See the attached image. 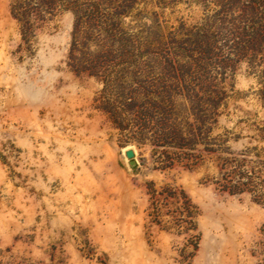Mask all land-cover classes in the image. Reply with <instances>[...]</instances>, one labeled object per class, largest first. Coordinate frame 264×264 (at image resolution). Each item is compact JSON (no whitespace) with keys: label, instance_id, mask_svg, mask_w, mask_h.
<instances>
[{"label":"rangeland","instance_id":"rangeland-1","mask_svg":"<svg viewBox=\"0 0 264 264\" xmlns=\"http://www.w3.org/2000/svg\"><path fill=\"white\" fill-rule=\"evenodd\" d=\"M46 1L0 0V264H264V0Z\"/></svg>","mask_w":264,"mask_h":264},{"label":"trees","instance_id":"trees-1","mask_svg":"<svg viewBox=\"0 0 264 264\" xmlns=\"http://www.w3.org/2000/svg\"><path fill=\"white\" fill-rule=\"evenodd\" d=\"M43 4H45L48 10H55L58 6H60L61 10L63 11H70L75 18V30L78 26V23H82L83 18H85L87 22H91L92 20L96 19V15L100 13L96 3H91L87 7H83V5L78 3V0H47ZM260 36L264 35L261 32L257 31L253 33L252 38L257 39ZM90 74L96 76L95 73Z\"/></svg>","mask_w":264,"mask_h":264},{"label":"water","instance_id":"water-1","mask_svg":"<svg viewBox=\"0 0 264 264\" xmlns=\"http://www.w3.org/2000/svg\"><path fill=\"white\" fill-rule=\"evenodd\" d=\"M125 156L128 159H132L134 157V153H133L132 150H127V151H125ZM130 163H131V165H133L134 164V161H131Z\"/></svg>","mask_w":264,"mask_h":264}]
</instances>
